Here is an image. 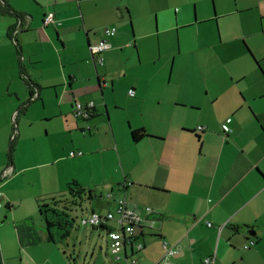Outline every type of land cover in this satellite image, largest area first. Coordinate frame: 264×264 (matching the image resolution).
Wrapping results in <instances>:
<instances>
[{"label":"crops","instance_id":"crops-1","mask_svg":"<svg viewBox=\"0 0 264 264\" xmlns=\"http://www.w3.org/2000/svg\"><path fill=\"white\" fill-rule=\"evenodd\" d=\"M187 1L0 0V264H116L108 251L93 263L87 253L76 257L67 250L69 232L61 239L47 227L41 207L60 201L72 181L100 198L110 195L106 207L99 203L106 213L118 199L128 201L140 218L134 243L143 248H133L140 264H203L210 257L214 264H264V44L248 45L249 36L230 21L255 12L264 32V0H211L204 22L218 34L207 42L199 40L201 0H194V18L182 24L193 28L194 42L168 59V70L160 50L151 70L135 54L125 59L133 66L129 73L122 65V78L106 67L132 45L140 55L137 40L145 51L143 39L153 34L133 22L129 30L133 3L157 15L180 12ZM105 2L114 6L99 11ZM86 4L94 9L84 10ZM48 13L54 24L43 27ZM101 16L107 21L98 28ZM103 27L115 28V36L106 38ZM102 40L110 49L101 54L99 76L88 46ZM158 84L163 91L153 90ZM30 94L33 107L41 106L32 114ZM88 101L94 109L81 120L85 127L71 114L75 103ZM229 118L232 133L225 136L221 125ZM53 121L69 131L63 141L53 135ZM75 131L83 136H71ZM132 131L145 136L135 142ZM104 137L108 147H91ZM74 151L83 155L70 157ZM104 151L117 163L109 175L93 167ZM91 228L107 236L106 228ZM164 242L176 254L167 255Z\"/></svg>","mask_w":264,"mask_h":264},{"label":"rangeland","instance_id":"rangeland-1","mask_svg":"<svg viewBox=\"0 0 264 264\" xmlns=\"http://www.w3.org/2000/svg\"><path fill=\"white\" fill-rule=\"evenodd\" d=\"M123 0H120L122 2ZM194 2V0H188L187 1V6L184 10L180 11L177 10V12L174 9H166V10H161L158 11L157 15L152 10L146 9V7L143 5V2L140 3H133L130 6L131 9V20L129 22L128 18L129 16L126 15V8L123 4H120L119 7L122 9V13L125 14L127 17L128 26L129 30L131 26V22L135 25V27H147V29H150L153 34L151 37L146 36L143 39V43L145 46V51L143 48V45L141 44V40H137L140 46V55L138 52H135L134 45H132L131 48H125L122 52H119L117 55L119 58L111 60L110 65H106L108 70L111 72V74H117L120 75L122 78V71L121 68L123 67L122 65L125 63L124 67L126 66L125 69H127V72H131L129 69V66H133V62L126 61L125 59L129 56L134 57L135 54V61L140 62V59H142V63L145 64L144 69L149 68L148 70H151V64L153 63L152 59L158 57V50H160L161 53V61H160V66L164 70L169 69V64H168V59L172 57L173 55H177L179 52V48H181V51H184L186 49V44L188 46V41L194 42V36L192 33L191 27L185 28L182 26V24H185V22L192 20L194 18V9L193 5H191ZM202 5V6H201ZM114 6L113 2H105L102 4V6H99L97 9L99 11H104L109 10ZM105 7V8H104ZM212 7L211 0H201L197 4V9L195 11L197 12V22L201 23L199 29V40L200 41H208L209 37H213V33L218 34V29L216 25L212 23V25H209L208 22L206 21L210 8ZM84 10L90 11L93 10L94 7L90 4H86L83 6ZM212 10V9H211ZM113 11V10H112ZM179 12V13H178ZM211 12V11H210ZM112 13V12H109ZM99 14V13H98ZM217 17V15H216ZM107 18L105 16H101L98 19V23L96 24L97 27H101L106 23ZM230 21L238 23L240 26L239 31L243 32L244 35L249 36L247 39V44L250 46H261L264 44V32L262 31L261 26H256V25H261V21L257 19V14L255 12H250L246 14H242L239 16H235L233 18H230ZM145 24V25H144ZM255 26V27H253ZM102 31L105 32V27H103ZM218 39V36H217ZM135 41V39L133 40ZM94 44V43H93ZM92 44V45H93ZM242 44V43H241ZM180 46V47H179ZM98 57H101L102 64L97 65L96 70L97 74L99 76H102L105 71L104 65V54L99 55ZM179 57V56H178ZM100 59V58H99ZM165 59V60H164ZM179 59V58H178ZM192 59V55H191ZM179 61V60H178ZM176 62L175 66H177ZM194 71L196 70L195 68H192ZM106 77V76H105ZM148 85V83L145 81V83L140 84V88L142 91H145L144 85ZM110 84H108V89H110ZM153 90H158V91H163V88H159L158 85H153ZM93 102V101H92ZM38 105L33 107L35 102L30 105L29 111L30 114H32L34 111L41 108L40 102H37ZM72 121L76 122L78 121L81 123V119L76 118L74 115L71 114ZM103 117L102 119H105ZM87 122H83V126H87ZM52 127H53V135L55 136L56 139H60L63 141L64 137L66 139V136L69 135L68 130H59L60 127L58 126V122H52ZM89 128V127H88ZM101 126L97 125L96 128L92 129V134H96L98 131H100ZM82 132L84 136L90 137L86 133V129ZM76 130V129H75ZM78 134L79 136H83L81 133L78 131H75V133H72L71 136H75ZM49 141V140H47ZM62 144V143H61ZM63 145V144H62ZM88 145V142H86V146ZM91 147L97 149V148H102L105 149L108 147V137L100 138L99 140H96L94 144H90ZM80 152L81 155H83L82 151H74V153ZM104 160L103 161H96L93 164V167L95 169H102L106 168L105 172L107 175L111 174L114 169H116V160L112 161V157H115L112 153L104 151L103 153ZM100 193V191H98ZM97 196V193H95ZM105 194V193H103ZM108 195H103L102 198H96L92 197L91 199L88 198L87 195H83L81 198L79 197H74L70 198V196L67 194V192L64 194V196L60 199V204L57 207V210L61 213L64 212L66 214V217H64V223H63V228H54L56 232H60L61 234L64 233L65 231L69 232V235L66 238V241L69 245V248L67 250L69 251H75L76 252V257H78L79 254H81L82 258L84 257L85 253H87V262L91 261L93 263L94 259L96 258V255L102 252L101 256L105 258V254L107 252L108 258L111 261L112 257L111 251L109 249V240L108 242L106 241V232L104 230H96L92 229L89 224L87 226L81 225V219L88 220L89 217L91 216V213H106V208H101L100 204H105V198ZM68 200V202L66 201ZM68 203L66 205L67 210H63V207L65 206V203ZM106 207V205H104ZM116 207V206H115ZM115 209V208H114ZM50 216V215H49ZM94 253V255H93ZM82 261V260H81Z\"/></svg>","mask_w":264,"mask_h":264},{"label":"built area","instance_id":"built-area-1","mask_svg":"<svg viewBox=\"0 0 264 264\" xmlns=\"http://www.w3.org/2000/svg\"><path fill=\"white\" fill-rule=\"evenodd\" d=\"M54 24V16L52 13H48L44 16L42 25L47 27ZM116 29H107L104 32L106 38H111L115 36ZM110 49V45L106 43L105 40L99 41L93 45L88 46V50L93 58L94 63L101 65L102 60L98 58L103 52ZM95 58H97L95 60ZM132 94V93H131ZM94 109V103L88 101L86 103H75L73 107V115L81 120H88ZM231 119H226L221 125V130L225 136H229L232 133L230 128ZM198 130H202L199 128ZM81 156L80 152L70 153V157ZM110 197V195L108 196ZM128 201L125 198L118 199L116 201V207L114 210L105 213L104 215L92 213L88 220L81 219V224L87 226L89 224L91 227H102L107 229V237L109 240V249L111 255L116 264H140L138 259L135 257V253H139L143 246L140 243H134L136 239L135 228L140 223V218L136 214L134 209H129L127 207ZM1 203V193H0V207ZM147 213L151 212L150 208H145ZM107 223H112L108 226ZM208 226H210L208 224ZM131 245V255H127V247ZM250 245H254V242H250ZM133 248L136 251L133 252ZM248 249L246 245L244 247ZM163 249L166 251L167 255L176 254V249H169L167 244L163 243ZM162 264V263H160ZM203 264H214V258H205Z\"/></svg>","mask_w":264,"mask_h":264},{"label":"trees","instance_id":"trees-1","mask_svg":"<svg viewBox=\"0 0 264 264\" xmlns=\"http://www.w3.org/2000/svg\"><path fill=\"white\" fill-rule=\"evenodd\" d=\"M91 59L93 58L91 57ZM30 84L31 82L28 81L27 85L29 87H31ZM30 98H31V101L35 99L33 94H30ZM92 114H93V111H92ZM83 121H87V120H83ZM143 136H145L143 131H132L131 132V138L135 142L140 140ZM66 192L70 196V198H74V197L81 198L83 195H87L89 199H91L92 197L100 198V196H95V194L93 195L92 191H85L76 181H72L67 185ZM60 201L53 203L52 207H49L46 205L41 207V214L43 215L45 219L47 227L50 229L63 228L64 217H66V214L62 212V215H61V213L57 210V205L60 204ZM66 201L68 202V200ZM67 202L65 203L63 210H67V207H66V205L68 204ZM67 236H68V233L65 231L64 233L61 234L60 238L64 239Z\"/></svg>","mask_w":264,"mask_h":264},{"label":"water","instance_id":"water-1","mask_svg":"<svg viewBox=\"0 0 264 264\" xmlns=\"http://www.w3.org/2000/svg\"><path fill=\"white\" fill-rule=\"evenodd\" d=\"M18 24H19L18 26H20V24H21V23H20V21H19V23H18Z\"/></svg>","mask_w":264,"mask_h":264}]
</instances>
